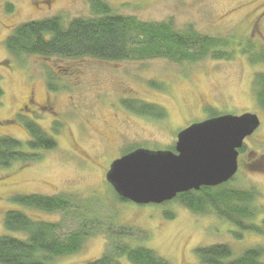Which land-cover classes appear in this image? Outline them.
<instances>
[{"label": "rangeland", "instance_id": "1", "mask_svg": "<svg viewBox=\"0 0 264 264\" xmlns=\"http://www.w3.org/2000/svg\"><path fill=\"white\" fill-rule=\"evenodd\" d=\"M104 1L117 14L170 22L176 29L191 25L202 34L229 37L234 45L228 50L235 54L192 63L162 57L116 62L14 56L4 44L14 26L54 15L64 21L88 17L91 5L88 0H0V136L25 143L24 122L32 120L56 142L53 149L36 151L41 155L36 161L0 167V235L11 234L3 226L8 210H21L35 221L62 222V234L76 230V209L64 216L22 207L13 199L18 194L63 193L76 196L80 205H90L96 214L87 219L90 233L81 249L53 257L49 264H88L113 237L130 247L151 249L170 264H201L195 250L211 244L229 245L234 256L247 248L264 247V235L240 232L212 211L194 212L177 199L145 205L120 202L105 180L111 161L133 148L170 150L178 131L191 123L218 114L255 113L260 125L244 139L237 172L225 187L253 188L258 192L255 204L264 206V168L260 167L264 111L252 89L254 75L264 72V64H253L242 53L264 46V0ZM7 4L13 5L12 12ZM29 97L34 102H27ZM46 98L50 103L41 109ZM140 102L161 108L164 116L129 108L139 107ZM263 217L264 213L253 223ZM12 235L26 237L20 232Z\"/></svg>", "mask_w": 264, "mask_h": 264}, {"label": "trees", "instance_id": "2", "mask_svg": "<svg viewBox=\"0 0 264 264\" xmlns=\"http://www.w3.org/2000/svg\"><path fill=\"white\" fill-rule=\"evenodd\" d=\"M88 2L92 11L88 17L76 16L64 21L61 15H54L14 26L4 40L7 53L14 56L34 55L43 59L90 57L116 62L162 57L190 63L208 56L226 59L235 54L233 50H228V47L234 45L229 37L202 34L191 25L176 29L170 22L143 21L134 16L117 14L104 0ZM6 9L12 12L13 5L7 4ZM243 50L242 53L248 55L251 63L264 64V46ZM52 78L49 74L48 85H51ZM252 84L256 102L264 111V72L255 73ZM2 93L0 88V97ZM126 104L127 102L124 103ZM129 108L157 118L164 116L161 108L144 102H140L139 107ZM24 126L28 133L25 143L10 136H0V167H9L15 161L23 164L36 161L41 157L36 151L55 147V139L38 123L25 121ZM24 146L26 151L23 150ZM261 164L260 167L264 168L263 162ZM225 186L226 184L201 187L197 191L180 193L176 199L194 212L212 211L217 217L231 222L240 232L264 235V217L259 223H253L264 213V206L255 204L257 190ZM115 197L120 202H128L116 194ZM76 198L63 193L52 196L38 193L16 195L14 201L26 208L45 212L59 211L64 216L71 215L76 209L79 226L76 230L62 234V222L35 221L21 210H8L3 216V226L11 234L0 235V262L49 264L53 257L79 251L90 233L86 227L87 219L91 213L96 212L88 204L80 205V199ZM13 232L23 233L26 237L23 239L13 236ZM237 237H240V233ZM195 252L201 264H264V247L260 246L247 248L238 256L233 255L232 248L227 244L206 245L198 247ZM121 258L125 259V263L121 262ZM88 264L170 263L151 249L143 246L130 247L113 237L105 242L101 255Z\"/></svg>", "mask_w": 264, "mask_h": 264}, {"label": "water", "instance_id": "3", "mask_svg": "<svg viewBox=\"0 0 264 264\" xmlns=\"http://www.w3.org/2000/svg\"><path fill=\"white\" fill-rule=\"evenodd\" d=\"M259 124L255 113L192 123L177 133L174 151L136 148L110 163L105 180L119 197L139 205L221 185L236 174L239 149Z\"/></svg>", "mask_w": 264, "mask_h": 264}, {"label": "flooded vegetation", "instance_id": "4", "mask_svg": "<svg viewBox=\"0 0 264 264\" xmlns=\"http://www.w3.org/2000/svg\"><path fill=\"white\" fill-rule=\"evenodd\" d=\"M2 62L4 63L5 60H4V61L2 60ZM27 102H34V100H33L32 97H29L28 100H27ZM48 102H49V99L46 98L45 101L43 102L45 105L41 104L39 107H40L41 109H44V107H46V105H47ZM49 103H50V102H49ZM26 106H27V104H25V105L23 106V108H26ZM173 148H174V146H173ZM173 148H172V149H173Z\"/></svg>", "mask_w": 264, "mask_h": 264}]
</instances>
